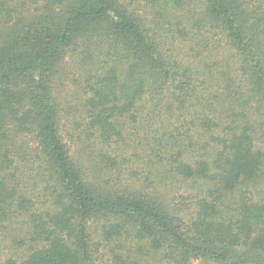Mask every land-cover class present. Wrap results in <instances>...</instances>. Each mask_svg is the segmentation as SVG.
<instances>
[{
  "label": "trees",
  "instance_id": "obj_1",
  "mask_svg": "<svg viewBox=\"0 0 264 264\" xmlns=\"http://www.w3.org/2000/svg\"><path fill=\"white\" fill-rule=\"evenodd\" d=\"M263 142L264 0H0V264H264Z\"/></svg>",
  "mask_w": 264,
  "mask_h": 264
},
{
  "label": "rangeland",
  "instance_id": "obj_2",
  "mask_svg": "<svg viewBox=\"0 0 264 264\" xmlns=\"http://www.w3.org/2000/svg\"><path fill=\"white\" fill-rule=\"evenodd\" d=\"M264 144V142H263ZM21 221V218H18L16 222L13 224L4 223L0 225V261L3 262L8 258L19 259L23 257V255L27 252L28 242H25L23 245H17L14 243L15 240L18 239L19 236L24 238L22 232L20 233L19 229L14 230L16 228V224ZM7 227V229H3V227ZM6 233H12L14 236L5 235ZM193 264H198L195 262Z\"/></svg>",
  "mask_w": 264,
  "mask_h": 264
}]
</instances>
